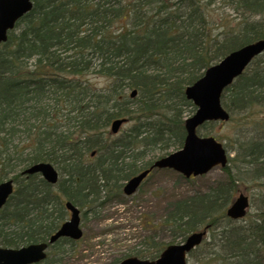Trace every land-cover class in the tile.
<instances>
[{"label":"trees","instance_id":"trees-1","mask_svg":"<svg viewBox=\"0 0 264 264\" xmlns=\"http://www.w3.org/2000/svg\"><path fill=\"white\" fill-rule=\"evenodd\" d=\"M216 3L240 12V22L231 26L216 15ZM260 39L264 0H33L0 45V182L11 178L15 184L0 210V247L46 242L66 218V201L80 210L82 222L123 202L126 180L182 146L183 121L194 112L185 88L230 52ZM89 75L107 82L98 89ZM221 104L229 121L239 116L249 122L253 134L234 138L237 156L253 167L254 179L264 178V54L223 92ZM117 119L131 125L112 136L109 125ZM21 133L30 145H11L8 152ZM40 162L58 171L55 186L38 175L21 176ZM225 171L228 185L173 196L159 219L147 217L149 250L135 256L156 259L166 246L208 227L211 240L216 230L219 235L212 245L215 264H263L264 208L246 227L230 226L225 207L237 184L229 166ZM158 172L193 180L169 170L152 171L147 179ZM159 233L165 241L157 240ZM90 239L57 240L40 264H62L65 249L79 262L85 258L79 244ZM201 246L188 255L199 264Z\"/></svg>","mask_w":264,"mask_h":264},{"label":"water","instance_id":"water-1","mask_svg":"<svg viewBox=\"0 0 264 264\" xmlns=\"http://www.w3.org/2000/svg\"><path fill=\"white\" fill-rule=\"evenodd\" d=\"M32 8V0H0V44L7 41V34L13 30L16 22ZM264 52V39L248 44L231 52L217 64L209 67L202 77L185 88V98L195 106V113L184 121L185 138L181 149L166 157L156 160L152 168L168 169L189 179L207 174L213 168H224L227 163L226 152L213 137H199L196 134L198 127L205 122H225L228 114L220 104L222 92L238 78L253 58ZM135 91L131 93L134 97ZM125 120H115L110 131L116 134ZM147 171L131 178L123 188L126 196L132 195ZM23 174H40L49 184H55L58 179L55 169L46 163H39L26 169ZM12 181L0 184V209L12 194ZM249 206L248 198L240 194L228 208L226 214L232 220L242 219ZM69 211V220L61 225L59 230L50 237L49 244L59 238L79 240L82 232L79 228V211L71 204L66 203ZM205 231L189 235L180 245L168 246L156 261H142L128 258L119 264H186V254L197 247ZM47 244H31L19 249H5L0 247V264H36L44 260Z\"/></svg>","mask_w":264,"mask_h":264},{"label":"rangeland","instance_id":"rangeland-1","mask_svg":"<svg viewBox=\"0 0 264 264\" xmlns=\"http://www.w3.org/2000/svg\"><path fill=\"white\" fill-rule=\"evenodd\" d=\"M218 5L219 3H216L214 7L216 8L214 9L216 15L222 13L227 21L231 23V26L240 22L242 18L240 17V12L236 13L228 7H220ZM213 30H216L215 25ZM87 78L98 89L104 87L107 82L105 79L93 78L90 75ZM44 102L46 104H53V101H49L48 99H45ZM49 118L50 121L48 123L52 125L54 116L51 115ZM246 123L249 122L247 120L241 121L239 116H235L232 121L226 123H210L202 126L198 130L200 135H210L217 138L226 149L228 155L234 159L228 166L235 179L237 188L232 191L231 198L225 209L230 206L239 194L247 196L250 200V207L246 217L234 223H229L232 227H246L264 208V178L254 179V173L252 174L253 167L239 161L240 158L237 155L240 153L242 156L241 150L239 149V143L234 142L236 135H239L242 131L245 134L248 133L249 136L253 134L251 126ZM56 124L59 125V122L57 121ZM61 124L63 125V123ZM130 125V123L124 124L120 131L126 130ZM68 126L71 127L72 124L66 125V127ZM11 145L16 146L18 150H22L30 144L28 143L27 135L21 133L18 137L10 141L8 152L11 151ZM152 154L149 153L148 157H151ZM157 154L159 153L154 152L153 155ZM228 182L229 177L226 171L220 168H213L204 176L194 178L190 183H184L181 180L176 181L174 177L158 172L154 174L153 178L144 182L140 188V192L123 199L121 203H111L103 208L98 213L99 218L95 219L93 214H88L82 222L81 227L83 234L91 239L88 240V244L86 242L79 244L82 248L85 247V258L78 262L76 258L70 256L68 249H65L66 254L62 264H108L114 260H117L118 262L116 264H118L126 258L136 257L135 254L139 250L142 253L148 252L149 248L144 242L145 237L148 235L144 227V220L147 217L153 220L159 219L162 215L163 206L173 196L189 197L194 194L208 193L218 187L228 185ZM223 225L228 226L227 222L223 223ZM217 233L218 230L214 233L216 240L219 238ZM211 237V233L208 232L204 242L206 244L203 243L206 246H201V249L197 251L202 264H215V261L212 260L214 254H217L218 251L215 246L216 244L213 247L212 245L217 241L211 240ZM165 239V237H162V233L157 235V240L165 241ZM176 243L180 244L181 241H177ZM208 246H210V249H208ZM208 250L213 251V253L209 254L210 251ZM187 264L199 263L196 258L188 257Z\"/></svg>","mask_w":264,"mask_h":264}]
</instances>
